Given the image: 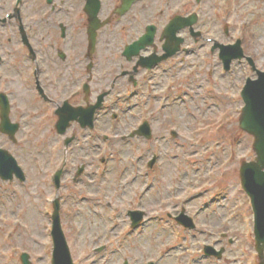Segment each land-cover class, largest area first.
I'll return each instance as SVG.
<instances>
[{"label": "rangeland", "instance_id": "374dc122", "mask_svg": "<svg viewBox=\"0 0 264 264\" xmlns=\"http://www.w3.org/2000/svg\"><path fill=\"white\" fill-rule=\"evenodd\" d=\"M10 1L3 0L0 7H7ZM33 1L40 4V8L47 6L45 0ZM169 1L172 0L141 1L132 12H128L127 19L131 20L129 16L144 11L142 15L146 24L158 23L162 29L166 19L172 16L165 4L170 7L176 4ZM179 1L187 3L182 15H199L195 30L201 32V40L194 43L188 32L181 34L186 39L185 45L192 44V54H182L178 60L172 61L169 69L160 70L157 84L163 91L160 94L157 91L158 98L139 96L129 101L124 97L114 100L118 114L129 108H135L132 112L137 114L143 108L155 110V118L164 123L163 130L157 123L155 131L160 138H167L158 141L161 146L152 142L144 148L141 142H119L118 137L112 143L115 127L119 128V135L129 134L130 129L127 130L122 122L112 121L111 95L98 118L96 129L83 130L79 126L70 129L67 136L75 134L80 143L71 149L73 156L67 158L63 154L64 137L58 136L55 129V103L61 105L70 99L72 104L83 105L82 86L86 82L92 92L99 86H102L100 94L112 90L115 74L111 73V66L119 63L116 74L119 77L123 72L132 71L137 61H122L121 50H116L112 61V49L100 47L97 60L102 62L101 72L106 78H93L90 83L86 72L89 61H83L87 35L78 36L75 34L77 28L69 26L66 45L61 42L63 49L68 51L69 60L61 62L53 52L50 72V77L58 79L67 94L61 95L59 88L51 89L52 93L47 95L52 97L53 106H47L39 98L29 62L20 60V64L14 62L16 65H13L12 56H8L12 53H5L0 91L7 90L11 95V120L20 124V130L16 143L0 133V147L17 159L26 179L25 182L15 177L13 181L0 179V264H21L20 256L24 252L30 255L32 264H51V201L55 198L61 200L62 228L75 264H146L151 261L157 264H259L252 235L253 212L250 201L242 192L239 178L241 162L256 158L254 139L239 128L241 112H234L237 107H243L240 91L245 79L255 75L246 60L235 61L230 71H224L219 57L211 56L205 45L208 44L206 39L218 40L220 46L241 39L245 54L264 71V0H201L200 4L195 0L176 2ZM105 2L103 17L112 11V0ZM54 4L57 6L54 14L56 28H52L50 42L57 48L61 46L59 23L66 24L69 17L78 20L84 0H54ZM59 10L62 13L57 14ZM160 12L168 13L167 17L164 19ZM131 23L134 22L131 20ZM107 30L109 27L104 32ZM140 32H144L143 27ZM131 34L134 36L136 30ZM207 61H211L210 66ZM99 67L100 63L95 65L97 73ZM124 77L123 80L127 81L128 77ZM168 88L169 92L165 93ZM122 89L118 87V90ZM125 89L130 90L131 87ZM75 92L80 94L73 99ZM165 95L169 100L162 111L165 114L163 120L156 111H161L160 98ZM176 111L184 117L173 118ZM226 112V117L221 116ZM169 122L180 126L177 131L181 139L169 140L172 126H166ZM188 136H191V141H184ZM49 146L53 147L51 153ZM115 146L117 151L123 148L125 155L122 159L127 158V164H119L116 156L112 162ZM158 149H162L165 157L164 184L157 175V168L147 177L143 164L130 158L140 156L141 151L144 155L148 151V158H151L149 153ZM170 149L172 151L168 152ZM103 159L106 160L104 164ZM79 168H84L85 172L75 182L74 176ZM60 169L67 172L62 178L60 191H57L52 180ZM125 172L126 178L121 179ZM136 177L138 179L134 180ZM171 185L177 187V191H172ZM140 197L142 207L148 213L147 224L130 233L126 221L128 209L123 206L137 200L139 203ZM182 206L189 212H199L194 230L180 227L167 218V214L174 216L179 213ZM113 210L117 217L112 214ZM118 221L120 224L114 227ZM205 245L224 250L222 258H206L203 254ZM100 247H104L103 252H95Z\"/></svg>", "mask_w": 264, "mask_h": 264}, {"label": "flooded vegetation", "instance_id": "af4514ba", "mask_svg": "<svg viewBox=\"0 0 264 264\" xmlns=\"http://www.w3.org/2000/svg\"><path fill=\"white\" fill-rule=\"evenodd\" d=\"M3 0H1L0 5ZM7 1V0H6ZM12 1V0H11ZM9 2L7 7L1 8L0 7V54H3L5 56V53H12V59L15 62L17 59L22 60L23 62H29V66L32 65L33 73V83L34 86L37 87L38 85H41L40 87L43 90V94L48 97V100H50L53 103V99L51 96L47 95L52 93V90L54 87L51 84V77L50 72L52 71V59H53V52H55L56 56L61 60V62H65L68 58V51H65L62 53L63 48L61 45L62 39L67 37L68 28L69 26L76 27L77 30L75 31V34L78 36H82L86 32V26H85V15L82 11V14L80 17H78V20H74L72 18H68L66 21V24H63L62 22L59 23L60 33H59V40L60 45L56 48V45L52 44L51 41V33L52 28H56L55 26V18L54 14L57 10V6L54 4V0H45V3L47 6L43 9L40 8L41 5H36L33 0H13L12 2ZM86 0H84L85 3ZM103 3L106 4L105 0H102ZM147 0H144L146 2ZM177 0H173L172 2H175L172 7L169 6V4H165L168 10L174 9L175 6H179V2H176ZM15 2V3H14ZM141 2L138 1L134 4V6L128 11L132 12ZM14 5V7H13ZM121 5L122 0H112V11L110 14H106L105 20L108 19L109 24L106 27H109V30L104 32L106 27L102 28L98 33V45L100 47H108L106 49H112V61L115 60L114 53L117 49L121 50V60H125L122 56L124 49L136 42L141 36H143L146 33V30L149 26H155V38L153 41V44L150 47H147L144 51H142L141 55L137 57H133L131 61H136V64L132 71L129 73L123 72L119 77L116 76L119 63H116L117 66L112 65L111 67V73L115 74L112 80V120L116 121L118 119H121L122 123L125 125L124 127L130 131L133 129L132 122H137L139 120V117H141V113L139 114H128V112H124L121 115L116 114V108H117V102H114V100L117 98H122L126 95H128V90L125 89L127 87H130L133 84V81H136V86H141V84L147 79L146 81V91H149V84L153 81H156L158 83V74L162 68H167L173 64L172 61L178 60L181 55L186 52V50H180L175 56L169 58L168 60H164L161 63H156L150 70H147L141 66L137 67L139 61L142 59H139L141 56L146 59H153V61H156L157 58L162 57L164 55L163 47L166 42V38L163 37V32L165 27L168 25L170 19H166V24L162 27V29H159L158 23H148L145 22V16L142 15L144 11H140V13L133 14L132 16H129L130 19L134 22L131 23V20L127 19V13H121ZM9 6V7H8ZM37 8H36V7ZM56 6V7H55ZM64 6V5H62ZM145 6V4H144ZM170 7V8H169ZM37 11V12H33ZM30 12L32 14H30ZM106 8L101 10V14H105ZM62 13V10H59L57 14ZM161 16H164V19L167 17L168 13H161ZM37 16V17H36ZM71 22V23H70ZM144 28V32H140V28ZM133 30H136V34L132 36L131 32ZM104 32V34H103ZM188 31H184V33H187ZM189 33V32H188ZM190 34V33H189ZM24 35L28 37V40L31 44V49H28L26 46L24 47L22 44V40L24 39ZM112 38H111V37ZM189 37V36H188ZM186 40V39H185ZM194 42V39H192ZM186 42V41H185ZM209 43H212V40H210ZM67 48V47H66ZM122 48V49H121ZM18 49V52L14 53L15 50ZM75 51V49H73ZM72 51V52H73ZM84 55V53H83ZM3 57V56H2ZM83 57V56H82ZM92 54L88 52L86 58H83V61L91 59L89 61L88 66L86 68L87 74H89L87 80L91 83L94 79L103 80L106 78L103 76L101 70H103L102 62L97 59H92ZM126 57V56H125ZM4 58V57H3ZM127 58V57H126ZM102 59V58H101ZM100 59V60H101ZM98 61V63H96ZM126 61V60H125ZM129 61V62H131ZM128 62V61H126ZM151 62V61H150ZM20 63V62H18ZM100 63L99 72L97 73L96 70H94L95 65H98ZM111 64V63H110ZM3 65V64H2ZM16 65V64H14ZM95 71V76L93 77L92 71ZM91 71V74H90ZM125 73V74H124ZM132 74L131 76L129 74ZM152 73V74H151ZM133 74L134 77H133ZM124 76L128 77L127 81H124ZM149 78V79H148ZM124 81V83L122 82ZM45 83V84H44ZM44 85V86H42ZM120 86V89L118 90V87ZM58 87L61 91V95H66L67 90L66 88L62 89ZM89 87V86H88ZM100 90H102V86H99V88L92 89L91 87L88 88V90H84V87H82V93L83 98L85 99V102L93 103L96 101V98L100 95ZM118 92V93H117ZM137 95L138 92H135ZM80 93L75 92L71 98H75ZM109 96V95H108ZM121 96V97H120ZM91 100H93L91 102ZM70 101V100H67ZM63 104V103H62ZM61 104V105H62ZM61 105L55 103V106L60 107ZM57 107V109H58ZM148 116H151L150 119ZM154 111L151 110L150 112H145V114L142 116L141 119L143 121H149L151 123L157 124L159 123L160 129L163 130L164 123L160 119L155 118ZM153 126L152 130H153ZM113 128V127H112ZM118 128V127H117ZM114 130V133L116 132V129ZM119 129V128H118ZM121 129H123L121 127ZM116 136V134H114ZM77 138V136L75 135ZM144 141V140H143ZM115 142L114 138L112 137V143ZM148 141H145V144H147ZM72 143V147L73 148ZM141 161L145 162V157L140 158Z\"/></svg>", "mask_w": 264, "mask_h": 264}, {"label": "water", "instance_id": "95a60500", "mask_svg": "<svg viewBox=\"0 0 264 264\" xmlns=\"http://www.w3.org/2000/svg\"><path fill=\"white\" fill-rule=\"evenodd\" d=\"M125 4L128 5V0L125 1ZM85 10L90 16L91 26L89 32L92 41L96 34V30L99 27L96 23V15L99 10L98 1L93 0L91 3L89 1ZM192 22V20L178 18L175 24L178 25L180 23L181 26L177 27L175 31L182 29L185 25H191ZM140 49L139 44H136L129 50H131L133 54H138ZM242 56L240 42H238L234 46L225 47L221 58L224 59L226 64H229L233 59H240ZM258 76L259 78L256 81L248 82L242 93L245 107L240 120V127L254 137L255 142L253 148L257 155V159L255 162L244 163L242 165L241 179L245 191L252 200L255 213L256 249L260 258L264 260V73L258 71ZM99 100L98 105L92 107L88 111L76 109L74 114L70 116H61L58 125L59 131L64 132L69 125V122L77 119L79 116H82L84 127L87 125L92 127L94 113L100 108L103 97ZM1 130L4 133H9L11 136L16 132V127H13L10 124L8 108L2 113ZM14 173L18 178L24 180L23 174L18 168L15 160L6 151L0 149V177L3 180H12ZM58 180L59 175L56 178L57 184ZM182 224L188 226L186 223ZM52 237L54 241L53 264H73L69 247L61 228L58 201L55 203V211L53 214ZM206 253L208 255H221V253H215L211 248H207ZM22 261L23 264H31L29 262V257L26 254L22 256ZM261 264H264V262Z\"/></svg>", "mask_w": 264, "mask_h": 264}]
</instances>
